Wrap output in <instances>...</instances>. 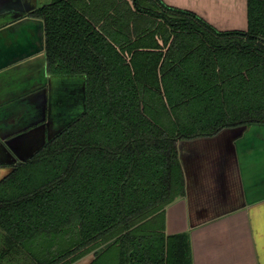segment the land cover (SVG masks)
Segmentation results:
<instances>
[{"label":"trees","instance_id":"16d2710c","mask_svg":"<svg viewBox=\"0 0 264 264\" xmlns=\"http://www.w3.org/2000/svg\"><path fill=\"white\" fill-rule=\"evenodd\" d=\"M247 6V28L229 30L164 0H51L31 12L45 23L49 71L84 76L85 101L0 181L3 256L192 264L189 233L166 232L167 206L186 193L179 142L264 124V0ZM63 101L62 118L76 99Z\"/></svg>","mask_w":264,"mask_h":264},{"label":"crops","instance_id":"0c3cea01","mask_svg":"<svg viewBox=\"0 0 264 264\" xmlns=\"http://www.w3.org/2000/svg\"><path fill=\"white\" fill-rule=\"evenodd\" d=\"M2 1L0 28L51 2L29 0L30 6L19 13L20 9L6 10ZM164 1L196 12L220 30L248 26L247 0L246 13L242 0ZM21 62L0 69V167L6 156L1 136H17L14 132L4 134V121L22 95ZM209 143L201 140L184 145L189 166V177L184 171L186 193L167 206L166 232L189 233L192 264H264V126H254L238 139L235 153H223ZM4 248L1 242L0 264H8ZM92 258L90 253L71 264H89Z\"/></svg>","mask_w":264,"mask_h":264},{"label":"water","instance_id":"95a60500","mask_svg":"<svg viewBox=\"0 0 264 264\" xmlns=\"http://www.w3.org/2000/svg\"><path fill=\"white\" fill-rule=\"evenodd\" d=\"M31 9L33 8H28L27 11ZM45 42V23L42 18L22 16L14 22L6 24L0 28V69L41 53L45 49ZM254 126H264V124H240L224 128L213 136L181 140L179 142L180 159L186 176L189 177V166L185 154H183L185 144L205 140L212 142L209 143L211 145L220 147V151L222 152L223 150H225L224 152L229 150L235 153L236 141L243 137L244 134ZM23 134L12 136L10 138H3V136H1L4 140V142L2 141L4 143V154L13 159H8L2 162L4 166L0 167V170L2 171L0 174V181L6 178L14 170L15 162L18 160H29L48 142L44 141L43 143H39L38 140L34 141V138L29 136V132Z\"/></svg>","mask_w":264,"mask_h":264},{"label":"flooded vegetation","instance_id":"af4514ba","mask_svg":"<svg viewBox=\"0 0 264 264\" xmlns=\"http://www.w3.org/2000/svg\"><path fill=\"white\" fill-rule=\"evenodd\" d=\"M1 3L6 10L11 9L17 12L18 9H20V11H18L19 13H23L25 9L30 6L29 0H3ZM33 10L23 16H32L31 12ZM8 12L9 11H7V13ZM38 55L34 58L22 61L18 65L21 73L20 87L22 95L14 104V110L10 117H8V113L5 115L4 124L6 125L7 123V127L4 129L5 135L10 132H14L16 135L25 134L32 127L44 125L45 128H50L52 124H54L53 121L50 120L54 113L53 104L58 103L60 105L63 102L62 98L55 99L54 96L51 95V92H53L56 87L55 77L59 75L52 74L48 69L47 59L45 60V58ZM60 82H63V80L59 81V84ZM63 86L67 88L66 82L63 83ZM66 90L61 92H65ZM24 102H27V104L24 105ZM54 130L57 132L56 128H54ZM4 159L8 160L13 158L4 156ZM19 162L20 160L15 162L14 166Z\"/></svg>","mask_w":264,"mask_h":264},{"label":"rangeland","instance_id":"374dc122","mask_svg":"<svg viewBox=\"0 0 264 264\" xmlns=\"http://www.w3.org/2000/svg\"><path fill=\"white\" fill-rule=\"evenodd\" d=\"M242 9L243 12L246 9V0H242ZM246 13V10H245ZM243 22H247L246 19L242 20ZM40 57L45 58L46 60V53H45V49L42 53H39ZM84 76H75V77H65V76H56L55 80H56V87L54 88L53 92H51L52 96H54L55 99H61L62 101L65 98L69 97V100H74V98L76 99V103L74 104V108H69L68 111H66V115L64 118L61 119V114L62 111L60 108H68V106H66V103L63 101L62 104H58L55 103L53 104V109H54V113L51 116L52 118L50 120L53 121L54 124H52V127L50 128H45L44 125L42 126H36V127H32L28 132H29V136H32L34 138V141H39V143H43L44 141H50L53 136H55L59 131H61L63 128H65L67 126L69 117H71L72 115H74V112H79L81 113L83 111V103L85 101L84 98V94H83V87H84ZM59 84V81H62ZM66 82L67 84V88L65 86H63V83ZM81 88V89H80ZM67 89V90H66ZM65 92H61L64 91ZM27 104V102H24V105ZM56 105V106H55ZM69 114V117H68ZM50 124V123H49ZM53 128V129H52ZM54 128L57 129V132H55ZM26 132V133H28ZM48 132V133H46ZM7 171V170H6ZM1 170H0V174H1ZM6 173V172H5ZM0 243L2 241V229L0 228ZM1 251V250H0ZM18 253H9L6 256H4L6 263L8 264H23L24 261L23 259H19L18 257Z\"/></svg>","mask_w":264,"mask_h":264}]
</instances>
